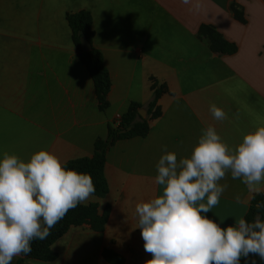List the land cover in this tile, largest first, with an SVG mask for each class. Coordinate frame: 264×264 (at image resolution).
<instances>
[{
  "label": "crops",
  "instance_id": "0c3cea01",
  "mask_svg": "<svg viewBox=\"0 0 264 264\" xmlns=\"http://www.w3.org/2000/svg\"><path fill=\"white\" fill-rule=\"evenodd\" d=\"M241 11L244 23L234 18ZM92 16L93 47L103 57L111 87L101 112L90 75L78 58L66 16ZM210 26L236 46L232 55L213 53L198 39ZM152 81L167 93L157 101L160 116L145 138L116 141L107 151L108 194L80 203L109 209L103 232L88 225L68 229L52 251L54 262L109 264L104 250L122 264H145L135 205L162 195L155 165L165 152L190 156L203 130L215 128L235 147L244 134L264 126V0H0V156L27 161L46 150L65 164L93 154L95 141L131 103L152 100ZM215 104L226 113L216 120ZM219 202L205 215L221 228L244 218L254 196L230 172ZM20 255L11 264H17ZM264 264L259 256L243 264Z\"/></svg>",
  "mask_w": 264,
  "mask_h": 264
},
{
  "label": "clouds",
  "instance_id": "9594fccd",
  "mask_svg": "<svg viewBox=\"0 0 264 264\" xmlns=\"http://www.w3.org/2000/svg\"><path fill=\"white\" fill-rule=\"evenodd\" d=\"M209 111L216 120L226 118L215 104ZM155 168L154 183L162 186V195L134 209L135 228L144 251L151 254L145 264H239L250 254L264 260V220L259 215L224 228L205 215L227 187L219 183L226 172L250 192L261 191L264 126L244 134L235 147L208 126L190 156L178 160L174 152H165ZM94 192L90 174L67 168L49 151L39 150L27 161L0 156V264L28 255L34 239H46L70 209Z\"/></svg>",
  "mask_w": 264,
  "mask_h": 264
},
{
  "label": "trees",
  "instance_id": "16d2710c",
  "mask_svg": "<svg viewBox=\"0 0 264 264\" xmlns=\"http://www.w3.org/2000/svg\"><path fill=\"white\" fill-rule=\"evenodd\" d=\"M230 9L237 21L240 23L245 22L241 11L234 8V6H231ZM66 21L72 34V42L76 49L77 58L84 64L93 82L98 108L101 112H105L108 108L107 95L110 91L111 82L108 71L104 66L102 54L92 45L94 36L92 16L89 12L81 11L68 14ZM197 37L207 42L210 51L213 53L232 55L236 52V46L224 40L210 26H201ZM82 38H85L91 45L88 52L81 50L80 40ZM150 90L152 91V100L145 108L139 103H131L127 111L108 126L106 137L95 141L91 157L71 160L64 164L69 169L90 174L95 187V192L91 196L103 198L108 194V185L104 177V165L108 149L116 141L145 138L150 129V122L160 116L157 101L163 94L167 93V90L155 81H152ZM141 109L146 110V118L139 116L138 112ZM258 205H264L262 194L253 197L244 217L246 221L251 222L256 215L264 220V208H259ZM108 214V208H105L100 214L97 204L87 206L78 204L50 229V235L46 239L43 241L34 239L31 242L32 251L28 255L20 254L17 264H25L26 259L45 263L54 262L58 255L52 251L51 247L64 236L70 227L88 225L92 231L101 233L106 225ZM103 258L109 264H122L121 258L112 251L104 250ZM250 259L251 254L247 258L241 257L239 264L246 263Z\"/></svg>",
  "mask_w": 264,
  "mask_h": 264
},
{
  "label": "water",
  "instance_id": "95a60500",
  "mask_svg": "<svg viewBox=\"0 0 264 264\" xmlns=\"http://www.w3.org/2000/svg\"><path fill=\"white\" fill-rule=\"evenodd\" d=\"M80 47H81V50L83 52H88L91 49V45L89 44V42L85 38H82L80 40ZM138 114L141 118H146V110L145 109L139 110Z\"/></svg>",
  "mask_w": 264,
  "mask_h": 264
},
{
  "label": "rangeland",
  "instance_id": "374dc122",
  "mask_svg": "<svg viewBox=\"0 0 264 264\" xmlns=\"http://www.w3.org/2000/svg\"><path fill=\"white\" fill-rule=\"evenodd\" d=\"M60 239H61V238H60ZM60 239H59V240H60ZM59 240H57L54 244L58 243ZM51 249H52V247H51Z\"/></svg>",
  "mask_w": 264,
  "mask_h": 264
},
{
  "label": "built area",
  "instance_id": "2783aa9c",
  "mask_svg": "<svg viewBox=\"0 0 264 264\" xmlns=\"http://www.w3.org/2000/svg\"><path fill=\"white\" fill-rule=\"evenodd\" d=\"M118 119V118H117Z\"/></svg>",
  "mask_w": 264,
  "mask_h": 264
}]
</instances>
